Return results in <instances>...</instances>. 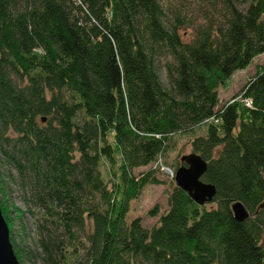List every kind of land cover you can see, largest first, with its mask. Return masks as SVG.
Listing matches in <instances>:
<instances>
[{
	"label": "trees",
	"instance_id": "16d2710c",
	"mask_svg": "<svg viewBox=\"0 0 264 264\" xmlns=\"http://www.w3.org/2000/svg\"><path fill=\"white\" fill-rule=\"evenodd\" d=\"M179 1L0 0V205L21 264H264V65L218 108L219 89L264 55V0ZM202 124L191 144L214 199L176 186L153 241L135 221L126 242L132 201L161 183L136 170ZM3 165L36 218L34 246L14 230L24 211Z\"/></svg>",
	"mask_w": 264,
	"mask_h": 264
},
{
	"label": "rangeland",
	"instance_id": "374dc122",
	"mask_svg": "<svg viewBox=\"0 0 264 264\" xmlns=\"http://www.w3.org/2000/svg\"><path fill=\"white\" fill-rule=\"evenodd\" d=\"M189 4L193 6H200L199 0H188ZM175 6L180 8V1L173 0ZM188 32H193L192 28H187ZM183 32V30H182ZM169 58L161 57L158 61V68L163 82L168 85V77L166 72V65ZM264 65V55H259L254 59L252 64L247 69L237 71L230 80L219 89L220 103L218 108H222L225 104L232 101L237 94H241L244 86L252 79L257 73V68ZM237 98L241 99V96ZM207 132V125L202 124L196 127L193 131L187 134H175L172 137L169 149L161 157V160L155 164L139 168L137 173L147 170H154L155 176L161 181L160 184H148L142 190L140 196L133 200L131 203V210L127 224V236L125 241L128 242L132 239L133 232L130 230L133 223L136 221L138 226L137 234L143 238L144 243H151L153 241V228L158 224L160 216L168 209L169 196L174 187L177 186L174 176L177 169L182 166L181 159L183 156L194 153L192 149V139L196 136L205 135ZM170 168V169H169ZM3 174L6 176L8 184L7 194L8 199L16 207L24 211L22 226L16 220L14 230L17 235H25L26 240L32 246L35 245L37 240V224L34 214L31 213L25 203V192L19 187L16 182V171L9 170L7 166L2 167ZM103 174L106 179L107 171L102 168ZM10 174V177L8 176ZM3 200H6L3 198ZM209 206V204H207ZM153 209H158L157 215H151ZM15 214V213H13ZM24 228V231H23Z\"/></svg>",
	"mask_w": 264,
	"mask_h": 264
},
{
	"label": "water",
	"instance_id": "95a60500",
	"mask_svg": "<svg viewBox=\"0 0 264 264\" xmlns=\"http://www.w3.org/2000/svg\"><path fill=\"white\" fill-rule=\"evenodd\" d=\"M180 166L175 175L176 184L186 191L198 204L204 205L211 202L217 192L215 185L204 182L208 164L198 154L191 153L182 157ZM235 218L244 221L250 213L242 202H235L232 206ZM260 208L264 209V201ZM0 264H21L11 240L10 227L0 205Z\"/></svg>",
	"mask_w": 264,
	"mask_h": 264
},
{
	"label": "built area",
	"instance_id": "2783aa9c",
	"mask_svg": "<svg viewBox=\"0 0 264 264\" xmlns=\"http://www.w3.org/2000/svg\"><path fill=\"white\" fill-rule=\"evenodd\" d=\"M245 101V104L247 105V106H252L253 105V101H252V99H250V98H247V99H245L244 100Z\"/></svg>",
	"mask_w": 264,
	"mask_h": 264
},
{
	"label": "bare ground",
	"instance_id": "6f19581e",
	"mask_svg": "<svg viewBox=\"0 0 264 264\" xmlns=\"http://www.w3.org/2000/svg\"><path fill=\"white\" fill-rule=\"evenodd\" d=\"M174 178H175V176H174Z\"/></svg>",
	"mask_w": 264,
	"mask_h": 264
}]
</instances>
